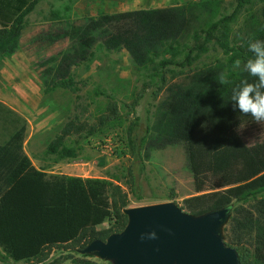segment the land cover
Returning a JSON list of instances; mask_svg holds the SVG:
<instances>
[{
	"label": "trees",
	"instance_id": "trees-1",
	"mask_svg": "<svg viewBox=\"0 0 264 264\" xmlns=\"http://www.w3.org/2000/svg\"><path fill=\"white\" fill-rule=\"evenodd\" d=\"M39 1L0 0V63L19 51L25 18ZM234 2L231 12L222 0H199L102 13L83 25L55 11V27L39 39L49 44L66 40L70 46L60 59L48 60L44 74L49 80L43 83L49 92L76 91V69H89L98 53L125 51L136 71L147 78L143 90L154 86V99L162 94L140 143L134 135L139 119L127 126L129 150L139 158L142 146L147 158L151 151L181 146L196 195L179 207L193 215L230 209L225 244L237 251L240 264H264V166L237 135V129L257 123L234 110L231 102L233 88L244 79L254 81L232 66L236 59L243 64L252 57L249 41L264 40V0ZM210 51H220L221 56L201 62ZM221 72L229 84L217 82ZM142 97L143 92L136 95L128 113H134ZM121 125L117 105L109 103L87 130L82 123L67 122L46 153L76 159V147L64 145L67 137L83 139ZM27 128V120L0 101V262L64 264L47 261L55 250L78 253L91 241H105L123 230L129 195L140 200L141 188L130 170L125 190L114 178L36 169L24 151ZM104 223L108 227L98 230ZM81 257L71 264H109Z\"/></svg>",
	"mask_w": 264,
	"mask_h": 264
},
{
	"label": "rangeland",
	"instance_id": "rangeland-1",
	"mask_svg": "<svg viewBox=\"0 0 264 264\" xmlns=\"http://www.w3.org/2000/svg\"><path fill=\"white\" fill-rule=\"evenodd\" d=\"M189 1L199 0L39 1L34 11L25 18L19 51L0 63V101L27 120L25 149L37 164L47 166L56 174H70L81 178H114L125 190H128L126 181L130 170L140 185L142 198L137 200L130 194L128 208L171 201L182 206L185 198L196 195L191 175L185 168V156L181 146L151 151L147 158L142 146L139 158L129 150L127 126L135 117L139 119L134 135L136 142L140 143L146 127L152 122L155 106L162 94L154 99V86L143 90L147 78L136 71L125 51L119 54L98 53L89 69H76V91L57 89L49 92L43 83L44 80H49L44 74L49 67L48 60L60 59L61 53L69 48L70 43L64 40L49 44L39 39V35L55 27L56 22L51 19L55 11H60L63 17L68 15L76 25H83L89 18L102 13L165 8ZM222 1L228 12H231L235 5L234 0ZM220 56V51H210L201 62L210 63ZM96 91L101 95L98 96ZM141 92L143 97L134 113H128L127 106ZM109 103L117 105L118 114L122 117L121 126L106 128L83 139H78L77 135L67 137L64 145L76 147V159H57L56 155L46 153L48 144L67 122L74 120L82 123L87 130L89 126L97 124L100 110H104ZM39 126L43 134H36L27 144L30 133ZM84 134L83 132L82 135ZM237 135L264 166V125L244 126ZM107 227L108 224L104 223L97 228L103 230ZM78 258L82 257L77 252L55 250L47 263L71 264L72 260ZM6 264L27 263L9 261Z\"/></svg>",
	"mask_w": 264,
	"mask_h": 264
},
{
	"label": "water",
	"instance_id": "water-1",
	"mask_svg": "<svg viewBox=\"0 0 264 264\" xmlns=\"http://www.w3.org/2000/svg\"><path fill=\"white\" fill-rule=\"evenodd\" d=\"M123 214V230L91 241L78 254L109 264H240L237 251L225 244L228 208L193 215L171 201L126 208ZM153 232L156 238H148Z\"/></svg>",
	"mask_w": 264,
	"mask_h": 264
},
{
	"label": "clouds",
	"instance_id": "clouds-1",
	"mask_svg": "<svg viewBox=\"0 0 264 264\" xmlns=\"http://www.w3.org/2000/svg\"><path fill=\"white\" fill-rule=\"evenodd\" d=\"M248 50L253 54L252 57L243 64L240 59H236L232 67L234 70L246 72L254 81L244 79L232 89V107L240 114L250 116L257 124L264 125V40L249 41ZM216 80L220 85L230 83L224 72H221ZM239 131L240 129H237L238 134ZM148 238L155 239L156 234L150 233Z\"/></svg>",
	"mask_w": 264,
	"mask_h": 264
},
{
	"label": "crops",
	"instance_id": "crops-1",
	"mask_svg": "<svg viewBox=\"0 0 264 264\" xmlns=\"http://www.w3.org/2000/svg\"><path fill=\"white\" fill-rule=\"evenodd\" d=\"M10 108H11V107H10ZM11 109H13V108H11ZM13 110H14V109H13ZM14 111H16V110H14ZM16 112H17V111H16ZM17 113H18V112H17ZM18 114H20V113H18ZM20 115H21V114H20ZM21 116H22V115H21ZM22 117H23V116H22ZM32 129L34 130V128H32ZM36 134H38V135H42V134H43V130H42L41 126H39L37 129H35V131H33V132L30 133V136L28 137V140H27V144H28L29 141H31V139L34 138V136H35ZM25 147H26V142L24 143V151H25V153L27 154V156L30 158V160H31V162H32V164H33V166H34L36 169H38V170H42V171L46 172L47 174H56L55 171L48 169L47 166L37 164V163L35 162V160H33L32 157L26 152ZM60 174H62V173H60ZM63 175L73 176V175H70V174H63Z\"/></svg>",
	"mask_w": 264,
	"mask_h": 264
}]
</instances>
